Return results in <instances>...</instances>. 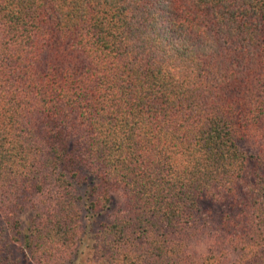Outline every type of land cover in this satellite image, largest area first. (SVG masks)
Returning <instances> with one entry per match:
<instances>
[{
    "label": "trees",
    "instance_id": "1",
    "mask_svg": "<svg viewBox=\"0 0 264 264\" xmlns=\"http://www.w3.org/2000/svg\"><path fill=\"white\" fill-rule=\"evenodd\" d=\"M79 259L264 264V0H0V264Z\"/></svg>",
    "mask_w": 264,
    "mask_h": 264
},
{
    "label": "rangeland",
    "instance_id": "2",
    "mask_svg": "<svg viewBox=\"0 0 264 264\" xmlns=\"http://www.w3.org/2000/svg\"><path fill=\"white\" fill-rule=\"evenodd\" d=\"M36 201V200H34ZM33 201H29L28 202V207L26 208V210L20 215L21 219L24 221V224H26L28 218L31 216V207L30 205H32ZM121 203V199L119 197L118 194L114 195V201L111 205V210L109 211V217L108 220L111 218V216L113 215V213H115L114 211L116 210V207ZM99 220H106L105 217H101L99 218ZM73 264H86L85 261H81V259H79L78 261H75Z\"/></svg>",
    "mask_w": 264,
    "mask_h": 264
}]
</instances>
